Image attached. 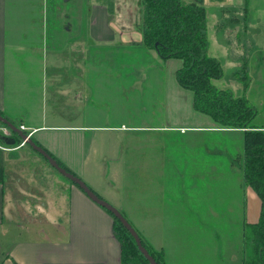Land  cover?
I'll return each instance as SVG.
<instances>
[{
    "label": "crops",
    "instance_id": "1",
    "mask_svg": "<svg viewBox=\"0 0 264 264\" xmlns=\"http://www.w3.org/2000/svg\"><path fill=\"white\" fill-rule=\"evenodd\" d=\"M186 1L207 9L209 51L257 72L264 0ZM124 20L104 0H0V114L120 209L167 264H232L233 231L243 249L261 212L243 179L244 130L197 110L142 45L141 23ZM253 82L240 94L262 90ZM0 121L16 137L0 138V264H150L124 262L113 214Z\"/></svg>",
    "mask_w": 264,
    "mask_h": 264
},
{
    "label": "trees",
    "instance_id": "2",
    "mask_svg": "<svg viewBox=\"0 0 264 264\" xmlns=\"http://www.w3.org/2000/svg\"><path fill=\"white\" fill-rule=\"evenodd\" d=\"M142 5V45L154 49L163 60H182L176 77L183 87L193 91L197 110L212 116L222 126L244 130L243 179L260 197L261 212L257 221L245 226L243 264H264V125L255 121L257 108L245 94H236L233 89L216 84V80L224 75V65L218 56L209 52L204 5L186 0H142ZM249 80L246 76L243 78L245 87ZM113 216L123 261L149 263L133 234L117 216ZM139 234L158 264H167L164 252Z\"/></svg>",
    "mask_w": 264,
    "mask_h": 264
},
{
    "label": "rangeland",
    "instance_id": "3",
    "mask_svg": "<svg viewBox=\"0 0 264 264\" xmlns=\"http://www.w3.org/2000/svg\"><path fill=\"white\" fill-rule=\"evenodd\" d=\"M106 1L110 7L114 10L116 6L119 5L120 10H122V12L124 13V17H125V26H133L136 25V22H140L141 23V27H142V21H143V16L140 18V13H139V9H140V4H142V0H104ZM143 7V5H142ZM212 19H209V22H211ZM262 23L264 24V18L262 19ZM213 26V24H212ZM224 28V27H223ZM232 29V23L230 21L227 22V30H228V34L227 36H230V34L232 33L231 31ZM212 31L214 32V29L212 28ZM224 33L223 29H219L216 34L217 36L220 35L222 36ZM214 45H212V48L210 49V54L218 56L222 63H223V67H224V75L216 80V84H218L219 86H226L232 89H235V93H241L243 92L242 90V86L245 84H243V78L246 76L247 79L250 78V80L254 81L252 83L253 87L258 86L259 88H262V90H260L258 92V90L256 92H254L253 90L249 91V95H250V99L251 101L255 104L256 108H257V116L255 118V121L259 124L264 125V62L262 63V66L257 68V72L254 71V67L251 66L249 69L247 67H243V65L238 66L236 68H233L232 66L234 65L233 59H232V51L231 52H218L216 50L213 49ZM243 58H245L244 56H248L247 59H251L252 58H258V53L256 52H247L245 53V55H243ZM132 57V56H130ZM127 58V57H126ZM227 58V59H226ZM161 64L159 65V67H162L164 71V73L169 76L168 73V69L169 67L172 68V72L175 73V71H177L176 69H178L181 64H182V60L181 59H172V60H163L161 59ZM171 62V63H169ZM247 68V70H246ZM126 71L131 70L130 67H126L125 68ZM235 71H239V73H235ZM247 74V75H246ZM238 76L239 78H235V76ZM176 76V75H175ZM175 76H174V80H175ZM236 87V88H235ZM234 91V90H233ZM263 98V100L261 99ZM8 127L7 126H3V123L0 121V132H6L8 133ZM10 130V129H9ZM99 136V132L96 133ZM216 140H220L222 142H229L232 141V143L234 145H237L236 147H238V136H234L229 137V136H225V135H220V136H214ZM21 139L19 137V139H17V142H19ZM241 142V141H240ZM27 147H30L29 145H27ZM94 147L91 146L90 147V151H91V156H92V152H93ZM98 151H99V158H100V146H98ZM243 151V150H242ZM37 152V151H35ZM37 154H39L37 152ZM41 162H44L46 165H50V163L41 155H38ZM239 165V163H238ZM54 168V167H53ZM55 170V168H54ZM56 172L58 173V171L56 170ZM239 173V170L237 171ZM61 174V173H58ZM62 178L68 180L67 178H65L62 174L60 175ZM69 181V180H68ZM70 182V181H69ZM225 184V180H221L220 182V188H223L226 186V188L228 189L230 184H232L231 182H228V180H226ZM233 231V228H232ZM235 235H232V264H237L238 260L240 259L241 256V252L243 253V249H240L239 246V241H240V235L239 232H237L236 230L233 231ZM239 247L238 249H236L235 247Z\"/></svg>",
    "mask_w": 264,
    "mask_h": 264
},
{
    "label": "water",
    "instance_id": "4",
    "mask_svg": "<svg viewBox=\"0 0 264 264\" xmlns=\"http://www.w3.org/2000/svg\"><path fill=\"white\" fill-rule=\"evenodd\" d=\"M0 120H2L4 123H6L13 131H16L18 135L21 137L23 141L26 143H29L33 148H35L37 151L42 153L44 156L47 157V159L59 170L61 171L65 176L70 178L72 181H74L76 184H78L93 200L98 202L100 205L104 206L108 210H110L115 216H117L121 222L128 228V230L133 234L135 237L139 248L141 249L142 253L148 258L150 264H158L156 259L152 256V254L149 252V250L146 248L145 245L142 243L141 235L139 234L136 227L130 222V220L125 216V214L118 209L116 206L102 198L95 190H93L80 176L77 174L71 172L68 170L65 166L61 165L59 161L56 160V158L48 152L44 147H42L40 144H38L26 130L20 128L18 125L11 122L8 118L0 114ZM0 138L4 139L7 142H16V137L12 135H7L6 133L0 132Z\"/></svg>",
    "mask_w": 264,
    "mask_h": 264
},
{
    "label": "built area",
    "instance_id": "5",
    "mask_svg": "<svg viewBox=\"0 0 264 264\" xmlns=\"http://www.w3.org/2000/svg\"><path fill=\"white\" fill-rule=\"evenodd\" d=\"M22 129H24V126H21ZM11 131L8 129V133H10ZM6 133V132H5ZM6 133V134H8ZM23 143H25V141H23Z\"/></svg>",
    "mask_w": 264,
    "mask_h": 264
}]
</instances>
